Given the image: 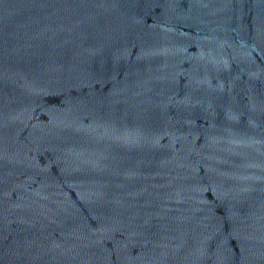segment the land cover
<instances>
[{
    "label": "water",
    "instance_id": "obj_1",
    "mask_svg": "<svg viewBox=\"0 0 264 264\" xmlns=\"http://www.w3.org/2000/svg\"><path fill=\"white\" fill-rule=\"evenodd\" d=\"M0 264H264V0H0Z\"/></svg>",
    "mask_w": 264,
    "mask_h": 264
}]
</instances>
